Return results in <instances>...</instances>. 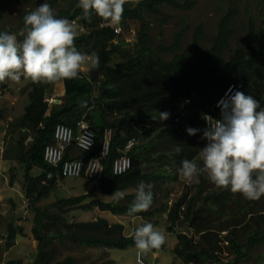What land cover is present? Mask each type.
Returning <instances> with one entry per match:
<instances>
[{
    "label": "trees",
    "instance_id": "obj_1",
    "mask_svg": "<svg viewBox=\"0 0 264 264\" xmlns=\"http://www.w3.org/2000/svg\"><path fill=\"white\" fill-rule=\"evenodd\" d=\"M60 1L48 0L47 3L54 10L57 18L76 20L89 29L87 33L76 36L75 47L87 56L91 55L95 58L93 54L98 55L99 66L92 67L87 76L64 80L65 100L61 106H49L45 102L49 84H34L28 81L20 90L21 95L26 97V103L24 114L19 119L22 137L17 143L13 157L25 167L26 196L29 205L35 210L32 233L38 243V253L33 264L47 263L52 253L50 247L55 238H70L74 242L92 248L127 250L129 247H135L133 235L125 236L122 234V225H110L106 218L69 226L63 214L87 198H91V202L79 206L78 209L87 211L98 208L103 213L139 216L143 219L153 218L155 215L161 217L167 212L168 221L171 224L169 229L175 230L181 207L184 203H188L187 194H184L168 210L166 201L160 207H155L157 191H154L150 208L133 215L128 214V208L132 202L122 206L114 202L106 203L98 194L112 195L117 190L125 192L137 189L141 183L154 184L158 181L156 186H159L161 183L175 181L178 169L182 167L181 162L184 159L190 161L196 159L200 149L207 144V141L201 138L202 131L195 136H189L186 129L188 127L201 130L206 128V122L203 119L205 115H211L216 119L221 117L220 109H213L211 106L223 94L229 83L241 85L246 95L250 93L257 95L260 107L264 108V26H262L263 31H260L253 15H249L246 24L242 23L248 38L245 51L241 53L236 50L230 59L224 56V51L229 49L230 39L235 33V30L231 29L232 24L239 15L233 0H216L218 2L232 1L235 6L230 7L226 14L220 17L218 33L210 39L212 46L208 50L199 51L204 27L198 26L194 31L191 45L182 52V40L186 28L176 33L172 45L169 47L159 45L154 50L150 46L151 25L146 21L145 16L146 14L161 15L162 19L159 20L160 25L163 26L172 16L165 15L162 8L170 6L176 10L188 12L195 8L199 0H141L136 4L126 3L120 21L135 24L138 32L137 49L132 54L122 50L119 42L123 40L115 34L114 29L109 25L110 22L104 21L95 13L90 20L84 18L83 10L78 6V0H68L66 7L56 10ZM257 6L263 9L264 0H257ZM31 11L34 9H28L22 13L20 27L24 28L23 17ZM103 23H106V26H102ZM0 32L16 33L18 40L22 39L15 29L0 30ZM164 53L175 55L171 59H165L162 56ZM116 56L120 57L121 61L113 65L111 62ZM184 100H191V102L183 107ZM95 110H100L103 116L100 127L95 126L92 118ZM165 111L170 113L169 118L159 121V112ZM84 117L96 135V147L91 155L80 153L79 157L88 159L96 156L105 131L112 129L114 137L106 164L111 167L113 161L121 155L119 150L124 148L127 141L137 138L138 145L130 153L132 167L122 176H114L110 172L108 177L94 184L88 195L62 199L58 204H54V206H60V212L39 208L37 204L56 192L59 187V180L56 177L59 169L56 170L45 163V148L54 143L57 125L75 127ZM151 117L157 119L152 120ZM24 129H26L25 132ZM32 134L34 137L27 145L26 142L32 138ZM177 146L181 149L179 153L175 152ZM5 153L8 158V152ZM65 159H69L67 154ZM145 164L147 165L144 168ZM154 164L158 166L155 167ZM169 166L172 171L162 168ZM151 168H156L157 171L147 173L145 169ZM34 170H37L36 174ZM52 172L53 178L48 179V174ZM206 183L207 181L202 179L200 191H203ZM223 190L224 193L218 196V201L213 203L220 205V200L222 205L227 203L230 190ZM94 194L97 196L94 197ZM135 196L136 194L124 195L123 199L133 201ZM66 206L70 208L64 210L63 207ZM189 215L191 216L189 221L192 224L204 227L198 212L188 211L186 220L189 219ZM247 215H249L248 223L231 222V225L220 228V231L227 230L229 236L226 241L232 253L236 255L232 264H241L242 260L250 256L256 247L264 246V209L255 213L247 212ZM150 223L155 227L159 222L157 218H154L150 220ZM73 226L78 227L79 230L73 232L69 228ZM242 228L245 230V243L240 242L237 237V232ZM22 231L20 228H15L13 224H9L7 240L13 242ZM178 237L179 243L173 253L186 264H204L213 258L218 260L216 250L220 248L221 241L218 233L214 231L204 233L201 245H193L182 234H178ZM75 263L74 257H68L56 264ZM8 264H14V262Z\"/></svg>",
    "mask_w": 264,
    "mask_h": 264
},
{
    "label": "rangeland",
    "instance_id": "obj_2",
    "mask_svg": "<svg viewBox=\"0 0 264 264\" xmlns=\"http://www.w3.org/2000/svg\"><path fill=\"white\" fill-rule=\"evenodd\" d=\"M233 1L236 4L239 15L233 26L236 33L230 43L231 51L226 50L224 52L226 59H230L234 55L233 51L237 49L242 51L245 50L248 41L247 31L241 26L243 22L244 24L247 23L250 14L255 17L259 29H262V26H264V9H259L257 0ZM45 2L47 3L48 0H33L29 2L24 0H0V30L8 31L9 29H15L20 33L23 29L19 25L22 13L28 9L35 10L41 3ZM68 2V0H61L58 7L55 9L66 7ZM234 3H232V1H230V3H225L216 0H199L195 8L188 12L165 6L162 8L164 14L172 17L163 26L160 25L161 21L159 20L162 19L161 15L146 14V21L151 25L150 46L154 50H156L159 45L169 47L173 44L176 33L180 29L186 28L182 40V52L191 45L195 29L198 26H203L204 36L199 51L208 50L212 46L210 43L211 37L215 36L218 31L220 17L223 16L230 7L233 5L235 6ZM131 24L130 28L135 30V24H133L134 26H131ZM119 44L125 53H134L138 44V38L135 32L125 30L124 40L119 42ZM174 55L175 54L172 53H164L162 56L165 59H171ZM120 61L121 58L116 56L111 64L116 65ZM91 65L92 61H87L82 68H85L89 72ZM27 82L28 81L24 80L23 77L19 83L10 81L9 86L11 88L8 90L5 99L0 100V151L8 152V158H6V153H0V264H8L9 262H14V264H33L38 253V243L34 239L32 233L35 210L29 205V200L26 196L27 181L25 179V167L13 157L17 143L22 137L19 119L24 114L26 103V97L22 96L17 88L24 86ZM51 85L55 86L56 91L58 90L61 92L63 90V83L61 81H59V83L55 82L49 84V88L53 89L54 86ZM58 99L62 100L64 97L60 96ZM29 142L30 141H28V144ZM77 153L81 152L77 151ZM193 162L198 166L202 165L200 158ZM146 165L147 164L143 167L145 168ZM154 166L156 167L158 164H154ZM162 168L167 171H172L170 166ZM145 170L147 173L157 171L156 168ZM36 173L37 170H34V174ZM204 179L207 180V184L204 192L200 195L197 185L202 182V180L199 175L194 178L191 183L185 182L181 179L179 174H177L173 182L159 183L160 185L156 186L158 182L156 181L154 184L148 183L146 185L152 186V192L157 191L155 196L156 208L160 207L164 201L168 203V207H171L180 200L184 194H187L188 199L194 198L192 205L195 206L196 210L202 209V213L200 214L202 217L201 221L203 222L202 225L208 226L209 224H214V231H219L222 226L231 225V222L240 223L244 221L248 223L249 215H247V212L255 213L256 211L264 209V196L257 201H249L241 194H233L232 192L228 194L229 200L225 205H222V200L219 202L221 203L220 205L215 204L211 202V199L214 198V201H218V196L223 194L224 190L218 189L208 179L206 174H204ZM94 183L95 182H90L86 179L66 178L59 184L56 192L42 199L37 206L39 208H47L51 212H60V206H54V204H58L62 199L88 195L92 191ZM136 190L137 189H130L123 193L124 195H133L136 194ZM213 192L214 197L205 199L207 195H212ZM96 196L97 194H94V197ZM98 196L106 203L114 202L119 206L133 202L125 198L119 199L115 197L114 194H98ZM91 200V198H87L79 205H74L71 208L68 206L63 207L64 210L70 208L67 213L63 214L69 226L77 225L82 222H96L99 218H106L109 220L110 225H122V234L130 237L139 226L150 222V220L154 218L158 219L159 223L154 228L164 233L166 238L165 244L159 250L154 249L150 253L143 255L141 257L142 264H185L172 254V249L176 247L178 243L177 233L181 232L190 235L191 233H189L188 228L191 226L193 227L192 231H194V233L197 235L200 234L198 229L201 227H195L192 222L189 221L191 216L189 215V219H185L186 212L183 211L185 207L181 210L182 213L184 212V219L178 225L179 228L172 233L167 229L169 226L166 221L167 212L162 214L161 217H156L155 215L153 218L149 217L143 219L139 216L103 213L98 208L87 211L78 209L80 208L79 206L88 204ZM192 210H194V208ZM9 224H13L15 228L23 230L21 234L19 233L16 236L13 242L7 240ZM69 228L73 232L79 230L76 226ZM244 228L237 232V237L242 243H245ZM221 232H216L219 233V239L221 240L219 243L220 248L216 250L218 260L213 258L204 264H232L234 262L236 255L232 253L230 246L227 241H225L229 234ZM224 238L225 240H223ZM50 251H52V253L46 264H56L68 257H74L76 259L75 264H137V249L135 247H129L127 250L92 248L74 242L70 238L61 237L54 239ZM241 264H264V246L261 245L256 247L250 256L242 260Z\"/></svg>",
    "mask_w": 264,
    "mask_h": 264
},
{
    "label": "clouds",
    "instance_id": "obj_3",
    "mask_svg": "<svg viewBox=\"0 0 264 264\" xmlns=\"http://www.w3.org/2000/svg\"><path fill=\"white\" fill-rule=\"evenodd\" d=\"M138 2V0H78V6L83 10L84 18L90 20L92 14L95 13L104 21L110 22L109 25L114 29L115 34L124 40L125 30L134 31L138 38L137 29L132 30L130 28L131 23L126 24L120 21L125 4H136ZM224 2L230 3L229 1ZM23 21L24 28L19 33L22 39L18 40L16 34L0 32V90L2 91L0 100L5 99L8 90L11 88L9 86L10 81L19 83L23 77L24 80L31 81L34 84H53L55 82L59 83V81L64 84V80L87 76L92 67L99 66L98 55L93 54L95 58L91 55L87 56L75 47L76 36L89 31L81 22L69 21L67 18H57L54 10L46 2L41 3L34 11L25 15ZM234 23L231 27L233 30H235L233 28ZM101 25L106 26V23ZM131 26L134 25L131 24ZM262 29L259 30L263 31ZM234 35H232L230 43ZM226 50L231 51V46ZM237 50L243 52L240 49ZM235 51L233 52L235 53ZM87 61H92L89 72L82 68ZM22 87L20 86L17 89L20 91ZM242 90L241 85L234 82L229 83L223 94L211 106L213 109H220L221 117L216 119L211 115H205L203 119L206 122V128L201 130L188 127L186 129L189 136H195L202 131L201 138L206 140L207 144L200 149L199 156L196 158H200L202 165L198 166L193 162L196 159L193 161L184 159L181 162L182 167L178 169V174L187 183H191L198 175L202 180L204 174H206L218 189H229L230 193H239L249 201H257L264 196V108L260 107L257 95L252 93L246 95ZM63 97L64 99L61 100L58 99V96H53L48 92L45 102L49 106H61L65 100V93ZM190 102L191 100H184L183 107H186ZM185 103L186 105H184ZM169 116L170 113L167 111L159 112L158 120H167ZM151 118L152 120L157 119L155 117ZM23 131L25 132L26 129ZM33 137L34 134H32V138L27 140V145L28 141H30L29 144L31 143ZM134 139H136V145H138V139ZM86 144L85 150L91 146V141H86ZM180 151V147L177 146L175 152L179 153ZM0 153L5 154L2 151ZM111 167L109 166V169ZM58 180L60 184L64 179ZM201 184L202 182L197 185L199 195L205 190L204 188L203 191H200ZM151 188V185L144 183L138 185L135 199L128 208L129 215L147 211L150 208L153 201ZM213 195L214 192L212 195H207L206 198L210 199L214 197ZM114 196L123 199L124 193L117 190ZM193 199L189 198L188 203H184L181 210L185 207L183 210L186 212L185 216L189 211L190 213L198 212L201 217L202 209H195V206L192 205ZM213 201L214 198L211 199V202ZM193 208L194 210H192ZM179 213L178 225L184 219V212L180 211ZM166 216L169 225L167 229L173 233L179 227L176 225L175 230L169 229L171 224L168 221V214ZM200 222L203 224L201 220ZM193 225L196 227L198 224L193 223ZM208 226L198 229L200 233L198 235L192 231L193 227L188 226L191 234L187 235L179 232L177 237L178 234H182L193 245H201L203 234L214 231V224ZM223 232L228 234L227 230H223L221 233ZM133 240L137 249V264H142L141 257L154 249L159 250L165 244L166 238L162 231L157 230L152 223L148 222L134 230ZM174 248L172 254L178 258L173 253ZM183 263L185 262L183 261Z\"/></svg>",
    "mask_w": 264,
    "mask_h": 264
},
{
    "label": "built area",
    "instance_id": "obj_4",
    "mask_svg": "<svg viewBox=\"0 0 264 264\" xmlns=\"http://www.w3.org/2000/svg\"><path fill=\"white\" fill-rule=\"evenodd\" d=\"M1 97L2 91L0 90ZM113 137V130L107 129L96 156L85 159V157H79L80 153L77 151H80L82 155H91L96 147V135L89 122L84 117L75 127L60 124L55 129V142L45 149V162L56 170L59 169L57 178L60 180L83 178L96 183L105 178L106 168L109 167L106 160L111 152ZM88 140L91 141V146L85 150ZM136 143V139L132 138L126 143L124 149L119 150L121 155L113 161L112 167L109 169L114 176H122L131 169L130 151ZM66 154L69 156L68 160L65 159ZM53 176V173L48 174V179L53 178Z\"/></svg>",
    "mask_w": 264,
    "mask_h": 264
},
{
    "label": "water",
    "instance_id": "obj_5",
    "mask_svg": "<svg viewBox=\"0 0 264 264\" xmlns=\"http://www.w3.org/2000/svg\"><path fill=\"white\" fill-rule=\"evenodd\" d=\"M186 105V103L184 104ZM92 118L94 120L95 126L96 127H100L103 123V116L100 110H95L92 113ZM109 175V167L106 168V172H105V176L104 177H108Z\"/></svg>",
    "mask_w": 264,
    "mask_h": 264
},
{
    "label": "crops",
    "instance_id": "obj_6",
    "mask_svg": "<svg viewBox=\"0 0 264 264\" xmlns=\"http://www.w3.org/2000/svg\"><path fill=\"white\" fill-rule=\"evenodd\" d=\"M51 86H54V85H51ZM63 90L61 91V92H59L58 90L56 91L55 90V86H54V88L53 89H50L49 88V93L50 94H52L53 96H55V95H57L58 97H60V96H63L64 95V93H65V91H64V84H63ZM56 91V92H55ZM55 93V94H54ZM57 93V94H56Z\"/></svg>",
    "mask_w": 264,
    "mask_h": 264
}]
</instances>
